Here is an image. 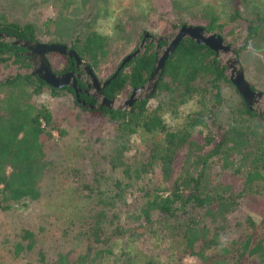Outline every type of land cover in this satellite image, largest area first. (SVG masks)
Here are the masks:
<instances>
[{"label": "trees", "instance_id": "16d2710c", "mask_svg": "<svg viewBox=\"0 0 264 264\" xmlns=\"http://www.w3.org/2000/svg\"><path fill=\"white\" fill-rule=\"evenodd\" d=\"M222 1L226 5V21L242 25L239 35L232 37L234 33L230 31L231 39L226 40L227 35L222 34L224 22H219V13L209 8L202 10L201 21L196 24L176 22L170 27L199 26L218 35L232 48L240 63L242 55L261 34L264 17L248 18L240 13L238 0ZM0 34L17 40L36 41L35 27L30 23L0 22ZM164 36L166 32L161 35ZM164 44L158 42L157 45L162 47ZM68 48L92 72L108 54L106 38L94 30L75 35ZM156 50L152 42L144 45L141 52L101 90V96L112 99L126 89L131 92L143 86L157 58ZM22 51V48L0 41V65L21 64L23 59L19 54ZM46 59L55 75L72 68L73 61L65 56L50 53ZM241 69L243 72L242 66ZM222 83L232 86L224 76V67L217 56L189 39H182L165 60L153 94L134 102L129 109H86L76 102L71 88L54 89L28 74H18L3 81L0 83V211L24 206L39 198L40 181L49 167L44 159L43 144L53 137V133L61 135L62 131L53 121L49 108L36 104L34 99L43 92L55 97L66 91L72 95L77 107L113 124L115 132L104 156L109 174L95 173L91 186H81L94 197L97 207L81 235L84 238L83 255L73 263L82 264L88 258L97 261L112 257L114 264H124L126 258H117L113 254V242L124 237L138 239L154 233L159 224L164 223L174 225L180 231L183 250L198 264H232L245 255L264 264V238H256L252 244L257 231L247 214L238 218V222L236 220V229L243 231L240 242L225 240L229 215L237 211L240 200L247 208L264 216V151H260L256 132L248 125L255 121L264 131V121L248 110L241 99L240 106L232 111L235 118L220 119ZM205 95L209 96L206 100ZM194 96L200 97L197 109L186 117L180 130L169 129L162 120V112H173ZM78 98L85 105H95L92 98L84 95ZM152 99L155 106L149 109L147 102ZM137 132L160 134L162 140L153 144L145 157L130 159L126 156L128 139ZM179 153H183V159L173 179V164ZM245 167L250 170L242 176L240 189L235 191L233 183L238 181ZM155 169L161 182L169 187L157 189L138 213L129 217V224L121 223L114 210L124 198L127 183ZM18 237L26 245L23 247L17 242L13 250L15 255L24 248L30 250L34 243L33 234L28 230L20 232ZM39 261L48 264L42 254H39ZM57 263L69 264L71 260L67 255L58 254L54 261ZM145 264L153 263L147 261Z\"/></svg>", "mask_w": 264, "mask_h": 264}, {"label": "rangeland", "instance_id": "374dc122", "mask_svg": "<svg viewBox=\"0 0 264 264\" xmlns=\"http://www.w3.org/2000/svg\"><path fill=\"white\" fill-rule=\"evenodd\" d=\"M238 2L242 15L253 19L256 16L264 17V0ZM225 6L222 0H0V22L30 23L35 27L37 42L60 43L67 47L75 35L94 30L108 43L107 56L93 72L99 81H103L114 72L122 58L136 49L141 33L147 32L155 37H161L163 32H166V36L173 34L172 31L178 27L171 28L170 24H196L201 21L199 18L203 15V9L209 8L219 13L218 21L225 24L222 34L227 35L226 40L239 35L242 25L226 21ZM230 31L234 33L231 36L228 35ZM240 65L246 82L255 91L264 93V21L261 34L242 55ZM12 67H9V73L11 70L14 72ZM5 72L0 69V79ZM220 93L222 105L219 118H235L232 111L240 106L237 92L232 86L222 83ZM129 95L130 91L126 89L115 99L125 101ZM208 97L205 95L204 99ZM199 99V96H194L178 105L173 112L163 111V122L173 131L180 130L186 117L199 106ZM34 101L49 108L62 134L53 133V137L43 144L44 159L49 167L40 181L39 198L24 206L0 211V264H41L39 254L48 264H54L58 254L67 255L71 260L69 264H81L73 262L83 255L84 238L81 235L97 207L94 197L81 186H91L95 173L109 174L104 156L115 138L114 126L103 118L92 117L81 110L66 91L55 97L43 92ZM154 106L155 100L147 102L149 109ZM248 125L256 132L260 151H264L262 127L255 121ZM161 140L160 134L137 132L128 139L126 156L130 159L145 157L150 147L161 143ZM182 159L183 153H179L173 164V179L178 174ZM249 170L242 168L241 176L233 183L235 191L240 189L241 178ZM168 187V184L161 182L157 169L140 179L130 180L124 198L117 203L114 212L121 223L129 224V217L137 214L157 189ZM243 214H247L256 225L257 235L252 239V244L256 238H264V216L247 208L245 202L240 200L237 211L229 215L226 241L234 239L240 242L242 239V228L239 232L235 224ZM159 226L154 233L138 239L124 237L115 240L111 246L113 254L117 258H126L124 264H145L147 261L153 264H198L183 250L180 231L174 225L160 223ZM24 230L33 234V246L15 255L13 250L17 242L23 247L26 245L18 237ZM82 264L114 263L112 257H104L97 261L84 259ZM232 264L258 262L255 257L245 255Z\"/></svg>", "mask_w": 264, "mask_h": 264}, {"label": "water", "instance_id": "95a60500", "mask_svg": "<svg viewBox=\"0 0 264 264\" xmlns=\"http://www.w3.org/2000/svg\"><path fill=\"white\" fill-rule=\"evenodd\" d=\"M172 33L173 34H168L164 37H155L149 35L147 32H143L140 38V43L136 49L132 53L126 55L119 62L111 76L103 81H99L89 69V67L85 65L84 62L81 61L76 56V54L65 45L57 43H39L37 41L17 40L7 35L0 34L1 42L17 46L24 50L23 54L26 57L25 63L28 64L27 69L24 68L16 70L13 75H11L9 78H6L5 80L0 81V83L3 81H8L11 77L18 74H28L38 78L47 86H50L54 89L59 90L64 87L71 88L76 102L86 109L105 107L109 110H122L125 104L128 107L127 109H129L134 102L141 99H147L153 94L156 84L161 76L165 60L174 52L178 43L182 39H189L190 41L207 47L214 52L215 56L219 58V64L224 67V76H227L229 83L234 87L244 106L248 110L253 111L264 121V93L252 90L249 87L248 83L244 79L238 58L231 47L224 44L218 35L208 33L199 26L181 25L174 29ZM146 39H149L148 42H152L157 49L155 52L157 58L154 60L152 69L145 84L140 88L131 90L128 99L125 101H120L115 98L106 99L102 97L101 90L118 74L121 69H123L125 64H127L132 58L141 52L143 46L146 43ZM158 42H165L166 44L163 47H158ZM50 53H56L67 57L73 61L72 65L75 68L81 66V73H77L75 77L80 80H82L84 77L89 79L90 83L85 85V89L76 87V79L72 77V71L59 75H55L52 72L46 59V55ZM70 79L72 81H70ZM90 89H93L94 92H90ZM79 93H83L92 97L96 101V104L94 106L85 105L78 98Z\"/></svg>", "mask_w": 264, "mask_h": 264}, {"label": "flooded vegetation", "instance_id": "af4514ba", "mask_svg": "<svg viewBox=\"0 0 264 264\" xmlns=\"http://www.w3.org/2000/svg\"><path fill=\"white\" fill-rule=\"evenodd\" d=\"M150 35V34H149ZM149 41V39H146L145 40V45H149L150 43L148 42ZM166 44V43H165ZM164 44V45H165ZM163 45V46H164ZM162 46V47H163ZM24 50L19 54L20 56V58L21 59H23V62L21 63V64H23V66L24 65H28L27 63H25L26 62V57L24 56ZM21 64H15L14 65V67H12V68H14V72L16 71V70H18V69H20V68H22V69H24L25 67H23ZM12 66V65H11ZM28 67V66H27ZM71 70L69 71V72H73V75H72V77L73 78H75L76 79V87H78V88H81V89H85V85L87 84V83H90L89 82V79H87V78H83L82 80H80V79H77L76 77H75V75L77 74V73H81V66H78L77 68H75L72 64H71ZM0 69H2V70H4V71H6L5 72V74L1 77V79H0V81H2V80H5L6 78H9L11 75H13L14 74V72H13V70H11V72L9 73V65L8 66H6V65H0ZM25 69H27V68H25ZM13 72V73H12ZM66 73H68V72H66ZM59 75V74H58ZM70 81H72L71 79H70ZM101 85V84H100ZM90 92H94V90L93 89H90L89 90ZM80 95H84V96H86V97H89V98H92V97H90V96H88V95H85V94H83V93H79L78 94V97L80 96ZM93 99V98H92ZM94 100V99H93ZM94 103L96 104V101L94 100ZM126 106V107H125ZM125 106H124V108L123 109H127L128 107H127V105L125 104Z\"/></svg>", "mask_w": 264, "mask_h": 264}]
</instances>
